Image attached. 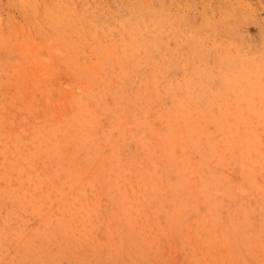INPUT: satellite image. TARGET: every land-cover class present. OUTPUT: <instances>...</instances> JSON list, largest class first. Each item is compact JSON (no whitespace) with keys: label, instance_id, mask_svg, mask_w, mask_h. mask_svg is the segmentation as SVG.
Masks as SVG:
<instances>
[{"label":"rangeland","instance_id":"obj_1","mask_svg":"<svg viewBox=\"0 0 264 264\" xmlns=\"http://www.w3.org/2000/svg\"><path fill=\"white\" fill-rule=\"evenodd\" d=\"M0 264H264V0H0Z\"/></svg>","mask_w":264,"mask_h":264}]
</instances>
